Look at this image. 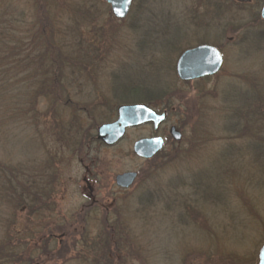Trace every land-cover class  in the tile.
Returning <instances> with one entry per match:
<instances>
[{
    "label": "rangeland",
    "instance_id": "rangeland-1",
    "mask_svg": "<svg viewBox=\"0 0 264 264\" xmlns=\"http://www.w3.org/2000/svg\"><path fill=\"white\" fill-rule=\"evenodd\" d=\"M59 1L60 6L71 10V17L79 20H75L79 27L67 33L69 43L63 46L71 50L73 59L78 55L84 57L85 66L70 65L58 79L64 87V101L69 102L68 106H60L54 117L48 119L46 112L53 99L39 97L35 110L41 116L38 127L31 119L13 123V138L9 135L8 141L0 140V161L7 163L13 173L19 171L36 180L37 184L25 194L33 206L45 208L48 191L39 190V176L42 183L49 181L48 173L44 174L49 170L52 154L61 159L65 157L56 172L59 185L55 191H60L61 198L54 208L56 215L63 214L75 221L73 217L88 200L81 191L84 164L77 155L72 157L70 150L76 139L86 133L83 151L89 153L99 196L113 195L105 203L108 214L85 209L86 234L64 236L63 244L56 249H63L59 257L54 252L57 240H52L50 246L40 241L43 254L30 255L31 239L22 236L24 260L32 264H254L257 249L264 242V189H259L257 196L252 186L243 183L240 162L232 163V168L240 174L229 167L223 169L222 153L226 150L218 140L225 137L226 128L230 129V125L240 120L227 119L221 113L212 112L210 107L218 101H212L216 86H222L219 100L227 94L230 84L235 86L237 95L252 90L250 78L260 70L258 54L249 49L255 48L250 43L255 36L251 33L252 40L239 46L232 30L241 25L243 32V26L256 25L252 16L255 10L259 15L264 0L234 1L231 5L221 2V6L212 1L207 7L204 0H132L130 11L122 20L112 15L105 0ZM26 2L13 0L17 6ZM64 20L59 22L74 23L73 19ZM200 44H211L220 50L222 68L206 79L180 81L175 74L178 56L184 49ZM39 82L40 79L27 78L15 84L13 93L24 94L20 95L21 99L33 100L32 96L40 91ZM201 93L204 96L197 101ZM132 103H143L156 111L166 109L169 114L156 131L148 123L127 128L113 146L98 141L96 127L114 121L118 106ZM74 110H77V124ZM171 125L181 131V141L170 138ZM61 134L65 138L63 146L59 141ZM152 136L163 137V149L152 160L136 157L133 143ZM211 169H214V180L209 182L206 177ZM125 171H135L138 175L134 184L124 191L114 185L113 179ZM179 180H185L188 186L174 188L172 195L164 190V195L156 200L146 195L149 188H167L170 181L175 187ZM206 193L218 194L222 201L215 202L216 205L205 203ZM169 197L174 198L170 201ZM148 203L155 208L152 206L148 212L141 209ZM15 206L13 220L26 221L29 209L20 211ZM11 211L12 203L0 201V244L11 229L7 224ZM40 211L34 218L37 221L41 218L42 232H47L46 212ZM105 217L109 218L108 226L100 224ZM22 225L16 222L13 230L22 232L25 228ZM104 242L111 246L103 248ZM52 249L53 253H47ZM16 261L19 264L18 258Z\"/></svg>",
    "mask_w": 264,
    "mask_h": 264
},
{
    "label": "trees",
    "instance_id": "trees-1",
    "mask_svg": "<svg viewBox=\"0 0 264 264\" xmlns=\"http://www.w3.org/2000/svg\"><path fill=\"white\" fill-rule=\"evenodd\" d=\"M212 1L216 3L219 2L221 6V2L231 5L235 0H204L203 3L207 7L208 2ZM60 3L59 0H27L24 5L17 6L13 3V0H0V140L8 141L9 135L13 138L11 130L14 122H27L28 119H31L33 125H37L38 127L41 116L36 115L35 110L39 97L43 98L48 96L53 99L51 108L46 112L48 119L54 117L55 112L58 111L60 106L65 108L69 104L66 100L64 101V94L66 93L63 85L58 79L66 67H71L75 64L82 66L85 63V59L80 55L73 59L70 55V53H72L71 50L68 51V47H66V51V48L63 46V44L69 43V40H67V33L73 31L75 26L77 28L79 27V23L76 25V21L79 20L75 17H71V10L60 6ZM27 7L28 10L26 9ZM26 11H28L27 14H25ZM256 12L255 10L252 16L256 25L250 23L243 26V32L240 31L241 25L232 30L236 35L237 45L239 46H242V42L246 43L252 40L251 33L255 36L250 42L255 48H251L249 45L247 46L258 54L257 60L260 65L259 72H256L257 75L255 76V74H252V78H250V86L253 88L250 92H243L237 95L235 93L236 89H234L235 86L230 84L226 90L227 94L219 100L218 95L222 91V86H216L212 101L215 99L218 101L211 105L210 108L212 112L221 113L223 114L222 116L227 119L237 118L240 120V123L230 125V129L226 128L228 130L226 132L227 134L225 137L222 136L218 140L219 143L225 146L226 150L222 153L223 157L221 162H223V169H228L229 167L232 172L236 173L237 171L239 174V170L232 168V163H242V166H240L243 171L241 180L243 183L245 182V184L252 186L258 196L259 192L257 194V191L261 188L264 189V29H261L262 27L264 28V20H262ZM59 19H63V21L67 19V22L73 19L74 23L72 22L73 25H64L66 23L59 22ZM239 32H241L240 35ZM78 71H81L79 67ZM27 78L40 79L37 85L40 91H38L36 95H33L32 92L33 100L30 101L29 99H21L20 95L24 96L22 93H13L15 84L19 85L20 82ZM129 87L131 91L134 90L131 84ZM135 88L137 87L135 86ZM13 94L17 96L18 99H13ZM208 94V92L205 93V95ZM202 96H204L203 93L197 97V101H199ZM114 98L118 100L116 96H114ZM19 101L23 102L17 106V102ZM76 111L77 110H74L73 116L77 124L78 122L75 116ZM14 112L15 114L13 115ZM48 123L49 121H47V124ZM56 127H59V125L57 124ZM87 138L88 135L82 133V136L76 139L70 150L72 157L77 155L78 160L85 159L87 152L83 150L84 142ZM64 139L65 138L61 134L59 140L61 146H63ZM51 157L49 170L44 174L47 175L48 173L47 176H50V179L42 183V176L40 175L38 184L39 190L46 189L50 192L49 195H52L51 192L57 189L58 182L56 180V172L59 169L58 166H61V163L65 162V157L61 159L55 154H52ZM230 160L231 162H228ZM169 161L170 160H168V162ZM220 165L221 163L219 162V166ZM213 171L214 169H211V171L208 172L209 175L206 177L209 182L214 180ZM219 172L220 171L217 170L218 174ZM19 175H21L19 171L13 173V169L7 163H2V161H0V201L8 205L12 203V211L7 219V224L11 226V229L7 230L6 239L0 244V253H3L0 260L3 262L2 264H16V259L18 258L19 264H32L31 261L24 260L23 254L25 251L23 249L24 239H21L22 236L31 239V247L29 250L32 252L30 255L43 254L39 244L40 241L44 240L45 246H50L52 240H57L58 242L56 243L54 252H56L55 255L59 257L63 249L59 251H56V249L63 244L62 240H64L65 237L71 238L72 236L76 237L79 235L81 237L85 235L86 226L64 228L61 229L60 232L57 231L58 233H54L50 228H47V232H42L43 229L41 225L43 221L41 218L39 221H37V219L35 220V218H29V216H38L39 211L33 209V207L37 206H33L34 203L30 200L29 196L26 195V192L32 190L34 184L36 185L37 182L36 180H31L29 176L26 177L25 174L21 175V177H24V180H22ZM12 180L17 183L13 184ZM184 182L185 180H179L178 185H175V187L171 181L167 184V188H165V186H154V188L148 189L146 195L148 198L151 197L154 200L162 197L164 195L163 193L166 192L164 190H169V195H172V193H174L172 191L174 188L178 189L180 185L183 187L185 184L188 186V184ZM189 185L194 187V184L191 182ZM195 186H197V184H195ZM222 188L223 186L220 185L221 190H223ZM218 191L219 190L215 192L218 193ZM204 195L205 203L216 205L218 203L215 202L222 201L218 194L210 196L206 193ZM169 198L171 201L174 197ZM197 201L194 203L197 204ZM13 206L20 208V211H24L25 208L29 209L26 221L25 219L20 221L17 220V218L13 220ZM152 206L155 208V205L148 203L146 207H142L141 209H146L148 212L150 208H153ZM41 207L42 206H39V208ZM41 210H43V208H41ZM101 221L104 222V219ZM16 222L21 225L23 224L22 226L25 227L22 232L13 230ZM104 225L105 223H103V226ZM35 228L38 229L34 230ZM8 231L13 232L8 233ZM59 240H61V243ZM85 241L86 239L83 240V242ZM10 243H13V245H10ZM101 246L110 247L111 245H107V243L104 242ZM68 251L69 250L66 249V254ZM50 252L53 253V249L47 253ZM7 256L10 258H7Z\"/></svg>",
    "mask_w": 264,
    "mask_h": 264
},
{
    "label": "water",
    "instance_id": "water-1",
    "mask_svg": "<svg viewBox=\"0 0 264 264\" xmlns=\"http://www.w3.org/2000/svg\"><path fill=\"white\" fill-rule=\"evenodd\" d=\"M235 1L246 2L248 0ZM105 2L109 5L112 15L118 20L128 15L132 5V0H105ZM259 16L264 20V2L260 7ZM222 65L223 56L217 47L200 44L180 53L175 63V74L180 81H192L217 74ZM116 114L114 121L102 123L96 129V138L107 146L116 144L124 136L127 128L150 123L156 131L167 118L166 110L156 111L143 103L122 104L117 107ZM169 135L176 142L182 139L181 132L175 126L170 127ZM163 147V137L152 136L136 140L132 151L138 158L149 160ZM136 177L135 171H126L115 176V184L117 187L127 189ZM254 264H264V242L257 249Z\"/></svg>",
    "mask_w": 264,
    "mask_h": 264
},
{
    "label": "flooded vegetation",
    "instance_id": "flooded-vegetation-1",
    "mask_svg": "<svg viewBox=\"0 0 264 264\" xmlns=\"http://www.w3.org/2000/svg\"><path fill=\"white\" fill-rule=\"evenodd\" d=\"M168 114L169 113L167 112V116H168ZM171 126H175V125H171ZM175 128H176V126H175ZM80 162L82 164H84V170H85V172L83 173L82 178H81V182L84 184V186L82 187L83 190H81V191L83 192V196L88 200V204L86 206H82V208H80L81 212H78L73 217L75 221H70V219L64 217L63 214L56 215V210L54 208V204L56 205V203H58L60 201V199H59V198H61V195L59 193L60 191H53V192H51L52 195H49L50 192H48V195L45 197V199H46L45 202H46L47 206L45 208H43V213L46 212L44 214V217L48 220L47 224H46L47 228H54V229L61 230L64 228L85 227L86 223H87V221L85 220L86 219V213H87L85 211V209H93L94 212L96 211L99 213L102 210L101 212L105 211V212H107L106 214H108V211H107L108 206H106L105 203L107 200H109V197H112L111 195H113V194L108 193V195H106V196H103V197L99 196L100 189H99V185L96 189V182H97L96 173H94V171H92V168H93L92 163L89 165L91 160H90V156H89L88 152L86 153L85 159H80ZM115 176H114L113 180H114V185L116 186ZM135 181H136V179H135ZM134 182H133V184H134ZM117 188L120 190H124V191L126 190V189H123L120 187H117ZM33 209H35V207ZM40 209L41 208H39V207H37V209H36L39 211L38 214H40V212H41ZM29 218L30 219L34 218V216H29ZM60 220H64V221H60ZM108 221H109V218L105 217L104 222L101 221L102 223H100V224L105 223V225L108 226L109 225Z\"/></svg>",
    "mask_w": 264,
    "mask_h": 264
}]
</instances>
